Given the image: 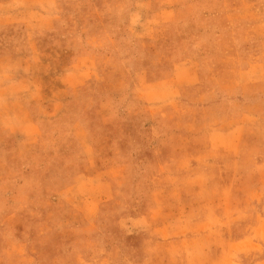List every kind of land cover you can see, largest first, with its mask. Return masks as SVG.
<instances>
[{
  "label": "rangeland",
  "instance_id": "rangeland-1",
  "mask_svg": "<svg viewBox=\"0 0 264 264\" xmlns=\"http://www.w3.org/2000/svg\"><path fill=\"white\" fill-rule=\"evenodd\" d=\"M204 1L56 0L94 73L62 75L53 45L33 63L40 137L0 144V264H264V78L241 57L264 49V0ZM186 59L165 104L148 85Z\"/></svg>",
  "mask_w": 264,
  "mask_h": 264
},
{
  "label": "crops",
  "instance_id": "crops-1",
  "mask_svg": "<svg viewBox=\"0 0 264 264\" xmlns=\"http://www.w3.org/2000/svg\"><path fill=\"white\" fill-rule=\"evenodd\" d=\"M205 3L204 0H200L202 7H205ZM57 9L56 0L0 1V144L15 143L19 148H25L26 145L38 141L40 137V131L35 127L37 124L33 122L29 114L27 102L31 101L32 94H36L37 99L39 98L41 101L45 94V88L41 83L38 84L36 75L32 74V66L46 45L67 48V51L71 52L69 62L61 70L62 75L68 73L69 77L79 80L89 78L94 73L90 55L81 54L79 51L81 45L87 41V24L83 17L80 18L79 15L59 17ZM70 18L73 19L71 22L73 25L68 23ZM241 57L248 69L262 71L264 78L263 44H245L241 51ZM191 63L194 61L187 59L181 63H175L167 77L160 81H154L148 86L154 89L159 85H165L167 88L166 92L163 91L167 95L165 104L172 102L176 93V81L179 79V69L186 64L191 65ZM185 77L196 78L192 67L188 69ZM189 83H193V81ZM76 85L68 82L65 87L72 92ZM39 103H41L40 109L42 110L43 103ZM162 129L163 132L169 133V124H163ZM74 130L78 135V141L85 148L87 140L82 138V128L76 125ZM190 133V124L185 123V127L180 130L178 136L183 137L186 141V138L192 136ZM168 137L167 139L172 138L171 141L176 142L173 137ZM252 138H250L251 142ZM152 140L155 144L154 149L161 153L169 151L166 146L160 147L159 137H152ZM96 159L97 157H89L80 160L79 163L83 164L79 166L82 168L78 171L90 172L92 167L96 168Z\"/></svg>",
  "mask_w": 264,
  "mask_h": 264
}]
</instances>
